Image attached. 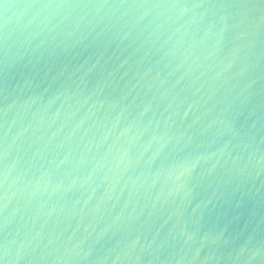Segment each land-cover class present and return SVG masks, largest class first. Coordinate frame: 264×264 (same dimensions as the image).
Returning <instances> with one entry per match:
<instances>
[{"label": "water", "instance_id": "1", "mask_svg": "<svg viewBox=\"0 0 264 264\" xmlns=\"http://www.w3.org/2000/svg\"><path fill=\"white\" fill-rule=\"evenodd\" d=\"M0 264H264V0H0Z\"/></svg>", "mask_w": 264, "mask_h": 264}]
</instances>
